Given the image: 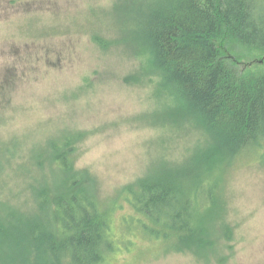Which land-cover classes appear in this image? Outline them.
Wrapping results in <instances>:
<instances>
[{
	"label": "rangeland",
	"instance_id": "obj_1",
	"mask_svg": "<svg viewBox=\"0 0 264 264\" xmlns=\"http://www.w3.org/2000/svg\"><path fill=\"white\" fill-rule=\"evenodd\" d=\"M141 2L0 0V211L27 210L45 142L80 133L75 169L88 175L114 247L104 264H264V151L218 166L231 240L208 260L167 251L170 243L137 226L149 220L134 212L126 189L153 175L193 183L209 144L159 78L145 75L144 51L133 42ZM235 56L237 70L264 73V53ZM215 193L208 181L198 191L207 223L219 210Z\"/></svg>",
	"mask_w": 264,
	"mask_h": 264
},
{
	"label": "trees",
	"instance_id": "obj_2",
	"mask_svg": "<svg viewBox=\"0 0 264 264\" xmlns=\"http://www.w3.org/2000/svg\"><path fill=\"white\" fill-rule=\"evenodd\" d=\"M141 4L133 42L144 51L145 75L159 78L158 88L205 131L209 144L197 164L204 166V175L193 183L153 175L126 192L134 212L149 220H138L140 230L170 243L167 251L208 260L221 242L231 240L218 166L264 151V73L237 70L235 58L238 50L264 53V0ZM81 138L64 133L48 139L33 162L41 177L30 189L32 205L27 210L6 205L0 211V264H104L113 251L89 177L75 169ZM204 181L216 192L212 206L219 209L210 223L196 201Z\"/></svg>",
	"mask_w": 264,
	"mask_h": 264
}]
</instances>
